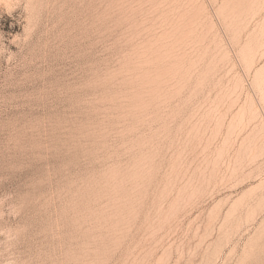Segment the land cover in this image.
<instances>
[{
    "label": "rangeland",
    "instance_id": "rangeland-1",
    "mask_svg": "<svg viewBox=\"0 0 264 264\" xmlns=\"http://www.w3.org/2000/svg\"><path fill=\"white\" fill-rule=\"evenodd\" d=\"M0 264H264V0H0Z\"/></svg>",
    "mask_w": 264,
    "mask_h": 264
}]
</instances>
